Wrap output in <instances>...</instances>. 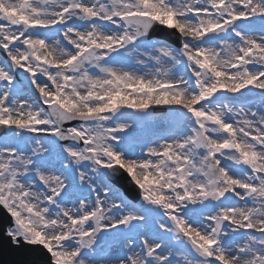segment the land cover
I'll return each instance as SVG.
<instances>
[{"label":"snow or ice","instance_id":"obj_1","mask_svg":"<svg viewBox=\"0 0 264 264\" xmlns=\"http://www.w3.org/2000/svg\"><path fill=\"white\" fill-rule=\"evenodd\" d=\"M0 208L31 264H264V0H0Z\"/></svg>","mask_w":264,"mask_h":264},{"label":"water","instance_id":"obj_2","mask_svg":"<svg viewBox=\"0 0 264 264\" xmlns=\"http://www.w3.org/2000/svg\"><path fill=\"white\" fill-rule=\"evenodd\" d=\"M2 218V213L0 212V219ZM3 234V231L2 233ZM15 250L10 248L9 245L3 238H0V264H16L15 260H21L22 264L25 263V258L23 254L14 255Z\"/></svg>","mask_w":264,"mask_h":264}]
</instances>
